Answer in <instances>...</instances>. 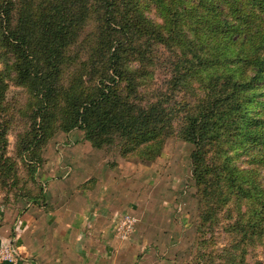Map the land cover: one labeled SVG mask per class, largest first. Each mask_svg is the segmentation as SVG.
<instances>
[{
	"label": "trees",
	"instance_id": "1",
	"mask_svg": "<svg viewBox=\"0 0 264 264\" xmlns=\"http://www.w3.org/2000/svg\"><path fill=\"white\" fill-rule=\"evenodd\" d=\"M91 25L83 60L71 49ZM160 46L170 73L150 96ZM10 82L31 96L21 152L34 155L57 129H80L94 147L119 142L125 156L153 160L182 114L178 133L195 145L193 176L211 210L205 220L230 205L238 243L264 239V100L252 110L264 97V0H0V151ZM239 153H253L255 165L239 166ZM0 158L2 175L16 180L12 157ZM32 178L36 201L43 186Z\"/></svg>",
	"mask_w": 264,
	"mask_h": 264
},
{
	"label": "crops",
	"instance_id": "2",
	"mask_svg": "<svg viewBox=\"0 0 264 264\" xmlns=\"http://www.w3.org/2000/svg\"><path fill=\"white\" fill-rule=\"evenodd\" d=\"M56 138L47 144L39 169L38 199L19 208L0 202V247L19 252L15 261L0 258V264H154L155 246L175 242L165 238L169 230L157 222L165 210L159 215L157 208L175 202L125 182L135 168L125 172L121 165L111 166L83 137L72 141L71 133H62ZM124 213L138 218L129 240L118 239L114 231ZM156 228L161 235L152 232Z\"/></svg>",
	"mask_w": 264,
	"mask_h": 264
},
{
	"label": "rangeland",
	"instance_id": "3",
	"mask_svg": "<svg viewBox=\"0 0 264 264\" xmlns=\"http://www.w3.org/2000/svg\"><path fill=\"white\" fill-rule=\"evenodd\" d=\"M154 14L153 12L152 15L154 16ZM94 33V26L87 27L79 42L71 49L72 54L86 60L90 53L86 43L93 44ZM155 55L156 60L152 69L153 79L146 89L147 94L150 96H153V89L164 87L165 79L169 77L168 74L170 73L171 65L168 63V59L171 60L172 58L170 52L163 46L159 47L158 53L156 50ZM72 72L74 71H66L65 78L67 81L72 78ZM8 91L9 109L6 108L2 115L4 122L8 124L7 148L5 151L2 149L0 154L4 152L5 156L12 157L13 166L17 171V179L2 175L3 171L6 172V170L2 166L4 159L0 158V176L6 178H0V202L4 205L19 208L25 207L28 202H31L28 196L37 188V182L33 181L32 176L34 174V177L38 179L39 169L44 164L43 160L38 164L39 159H37V156L40 153L45 161L49 141L62 133H71L69 140L72 141H78L81 137L84 140L85 137L84 132L80 129L70 132L57 129L46 146H42L41 149L35 148L36 155L33 152H21L26 143V135H28L27 140L30 136L31 126L28 113L31 111L28 104L31 96L27 88L17 86L13 82H10ZM187 97L188 95L181 93L178 100L184 102ZM263 100L264 97L254 104L252 110L255 113L262 109ZM181 119H183L182 114L177 119L175 132L166 137L160 154L153 160L146 158L145 160L142 157L133 156L131 153L125 156L119 142L103 148L95 147L100 149L103 158L111 166L121 165L125 172L132 171L135 168L134 174L125 175V182L138 184L141 186V191H144L145 188L156 191L159 200L166 197L167 201L172 200L175 202H172V208L169 207L170 205L157 208V214L162 209L165 210V215L159 214L157 221L169 230L166 232L167 236L165 238L171 240L175 238V242L167 246H155V255H152L155 260L154 264H238L239 260L242 259H244L245 264H264V239L254 244L238 243L239 236L229 230L230 224L236 218L235 212H233V217H230V211L232 210L230 205L217 211V213L211 212L210 217L205 220L211 210L198 194V187L193 176L192 156L195 145L193 142L183 139L178 133L181 127ZM55 126L58 127V124ZM252 154L239 153L236 158L237 164L243 167L255 165L251 160ZM254 162L259 167L258 162L255 160ZM35 167L36 171L34 172ZM176 205H182L181 210ZM175 211H178L181 215H176ZM172 213L173 219L170 217ZM182 217L186 220L180 219ZM158 228L152 229V232L161 235L162 231ZM237 245H239L238 248H236Z\"/></svg>",
	"mask_w": 264,
	"mask_h": 264
},
{
	"label": "built area",
	"instance_id": "4",
	"mask_svg": "<svg viewBox=\"0 0 264 264\" xmlns=\"http://www.w3.org/2000/svg\"><path fill=\"white\" fill-rule=\"evenodd\" d=\"M137 222L138 218L129 213H124L120 215L114 225L115 236L120 240H129L136 230ZM18 257L19 252L14 247H0L1 259L15 261Z\"/></svg>",
	"mask_w": 264,
	"mask_h": 264
}]
</instances>
